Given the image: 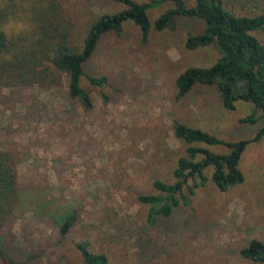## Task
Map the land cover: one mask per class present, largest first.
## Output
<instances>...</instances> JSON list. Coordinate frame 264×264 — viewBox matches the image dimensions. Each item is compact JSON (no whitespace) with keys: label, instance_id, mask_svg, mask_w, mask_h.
<instances>
[{"label":"rangeland","instance_id":"obj_1","mask_svg":"<svg viewBox=\"0 0 264 264\" xmlns=\"http://www.w3.org/2000/svg\"><path fill=\"white\" fill-rule=\"evenodd\" d=\"M225 2L238 14H264V0ZM170 7L166 2L150 9L152 22ZM124 8L115 0H0V13L17 15L4 26L8 38L29 47L67 30L70 45L80 50L100 15ZM177 19L176 29L153 27L147 41L133 21L121 34L103 35L86 68L109 80L103 90L85 83L94 97L90 111L69 97L65 76L48 84L42 76L21 78L16 72L7 83L0 81V150L12 155L19 173V202L0 226L12 258L87 264L77 247L84 241L106 256V264H261L241 250L253 239L264 242V137L243 154V183L221 190L209 167L191 205L156 222L148 220L150 205L139 200L158 194L155 180L176 181L173 171L188 145L176 137L175 121L232 141L251 138L264 126L260 111L256 123L240 120L255 109L252 103L240 100L228 110L209 85L177 98L180 73L208 67L221 56L215 43L187 48L189 31L202 33L204 23ZM257 34L264 42V29ZM74 212L76 226L62 237L59 225ZM0 264L7 263L0 257Z\"/></svg>","mask_w":264,"mask_h":264},{"label":"trees","instance_id":"obj_2","mask_svg":"<svg viewBox=\"0 0 264 264\" xmlns=\"http://www.w3.org/2000/svg\"><path fill=\"white\" fill-rule=\"evenodd\" d=\"M115 1L123 3L125 8L100 15L90 26L80 50L70 45L67 30L54 35L50 43L44 38L39 39L32 48L25 42L9 39L4 26L17 15L15 11H8L7 15L0 13V81L7 83V80L15 78L16 72L21 78L26 74L35 79L42 76L48 84H57L65 76L69 97L80 101L84 109L90 111L95 106L94 97L85 83L103 90L109 80L106 75L92 74L86 68L103 35L108 32L121 34L124 24L133 21L141 29L142 40L147 41L153 27L160 31L176 29L177 18L184 17L204 23L202 33L189 31L187 48L196 49L215 43L221 56L208 67L192 66L180 73L176 80L177 98L188 97L198 85H209L216 89L228 110H234L240 100L255 106L249 115L240 119L242 122L256 123L258 111L264 117V42L257 34L264 29V14H238L226 6L225 0H196L191 7L184 0ZM166 2L172 3L173 7L152 22L149 10ZM101 95L107 102L108 96L104 92ZM173 129L176 137L187 143V153L180 157L173 171L174 183L157 179L154 187L158 194L139 196L141 202L150 205L148 220L151 222L169 218L181 205H191L196 190L208 180L206 169L209 167L213 169L212 181L221 190L243 183L245 176L240 168L243 154L251 142L264 137V126L255 136L235 141L225 140L178 120ZM197 144L222 145L230 151L222 154ZM18 186L19 173L12 162V155L0 150V226L19 202ZM77 221V213L67 214L59 225V234L67 236ZM77 247L87 264H106V256L92 251L87 242L81 241ZM241 253L247 259L264 264V242L261 240L253 239ZM0 257L7 264H27L26 258L15 260L7 253L1 232Z\"/></svg>","mask_w":264,"mask_h":264}]
</instances>
